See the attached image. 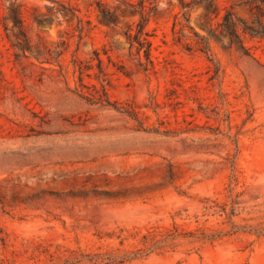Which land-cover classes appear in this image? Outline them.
I'll return each mask as SVG.
<instances>
[{"label": "rangeland", "instance_id": "obj_1", "mask_svg": "<svg viewBox=\"0 0 264 264\" xmlns=\"http://www.w3.org/2000/svg\"><path fill=\"white\" fill-rule=\"evenodd\" d=\"M182 11L0 0V264H264V39L189 50Z\"/></svg>", "mask_w": 264, "mask_h": 264}, {"label": "trees", "instance_id": "obj_2", "mask_svg": "<svg viewBox=\"0 0 264 264\" xmlns=\"http://www.w3.org/2000/svg\"><path fill=\"white\" fill-rule=\"evenodd\" d=\"M251 15L253 18L250 22L237 16L232 9L224 7V13L220 14V8L215 0H179L182 8V15L175 16L172 23V33L174 40L182 43L189 50L193 48L199 49L207 54L210 52V39L216 41H226V47L229 49H248L244 46L242 35H248L249 38L264 39V0H248ZM201 8L202 11L198 17L197 25L200 29L205 30L206 34L201 33L195 26L189 23V11ZM254 10V11H253ZM110 12H103L104 19L111 23ZM14 25L18 26V32L8 34L14 36V46L21 49L26 45V35L19 24L17 17L13 16ZM144 22L140 20L137 23V29L134 33L128 31V42L134 46L137 42L138 59L141 61V53L145 59L150 61V41L145 37L147 32L143 31ZM131 30V29H129ZM22 38L23 43L20 41Z\"/></svg>", "mask_w": 264, "mask_h": 264}]
</instances>
